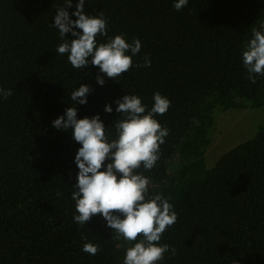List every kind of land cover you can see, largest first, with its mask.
Wrapping results in <instances>:
<instances>
[{
  "label": "trees",
  "instance_id": "trees-1",
  "mask_svg": "<svg viewBox=\"0 0 264 264\" xmlns=\"http://www.w3.org/2000/svg\"><path fill=\"white\" fill-rule=\"evenodd\" d=\"M62 6L0 0V86L13 92L0 99V264H123L135 243L106 227L101 214L88 226L73 220L82 145L52 122L74 106L70 94L81 84L93 91L78 118L99 114L106 127L119 118L115 100L125 94L149 108L157 91L171 101L156 117L169 129L160 159L153 170H138L150 177V194L170 198L178 214L160 242L176 251L161 264H264V123L214 166L206 159L216 111L264 112V77L252 84L242 63L253 29L264 31V0H189L180 11L173 0H88L85 12H102L109 36L142 44L133 58L141 66L103 86L98 66L74 70L56 53L62 41L52 23ZM88 242L101 250L83 252Z\"/></svg>",
  "mask_w": 264,
  "mask_h": 264
},
{
  "label": "clouds",
  "instance_id": "clouds-1",
  "mask_svg": "<svg viewBox=\"0 0 264 264\" xmlns=\"http://www.w3.org/2000/svg\"><path fill=\"white\" fill-rule=\"evenodd\" d=\"M86 4L88 0H75V3L64 0V6L56 9L52 27L62 41L56 53L67 55L74 70L89 64L98 66L103 75L96 79L103 86L105 78L117 80L133 67L141 66L134 65L133 58L141 52L142 44L138 38L129 42L123 34L109 36L107 17L102 12L98 15L85 12ZM188 4L189 0H173L177 11ZM69 33L74 39L68 38ZM98 37L107 39L101 41ZM242 63L252 84L264 77V31L253 29L252 38L242 52ZM151 64L150 57L145 56L143 67ZM92 91L87 84L77 87L70 94L74 106L66 108L52 122L53 128L71 132L74 141L82 145L74 160L79 171L71 192L75 202L73 220L80 226H88L93 216L101 214L106 227L113 229L118 237L135 242L126 248L123 264H161L166 253L176 251L160 242L162 234L177 222L178 214L170 198L150 194V177L138 170L151 171L160 159L161 145L169 129L156 117L168 112L171 101L157 91L149 108L141 96L125 94L115 100L119 118L114 126L106 127L99 114L78 118V105H86ZM12 94L11 89L0 86V99ZM104 112H113L111 103L105 105ZM100 250L101 246L92 242L82 248L93 256Z\"/></svg>",
  "mask_w": 264,
  "mask_h": 264
},
{
  "label": "rangeland",
  "instance_id": "rangeland-1",
  "mask_svg": "<svg viewBox=\"0 0 264 264\" xmlns=\"http://www.w3.org/2000/svg\"><path fill=\"white\" fill-rule=\"evenodd\" d=\"M216 112V129L206 153L209 167L214 166L225 152L251 139L258 126L264 123V112L258 109Z\"/></svg>",
  "mask_w": 264,
  "mask_h": 264
}]
</instances>
